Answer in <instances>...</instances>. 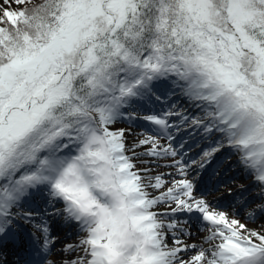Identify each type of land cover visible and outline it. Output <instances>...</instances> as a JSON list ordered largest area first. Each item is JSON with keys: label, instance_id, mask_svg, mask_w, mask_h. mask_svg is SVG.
<instances>
[{"label": "snow or ice", "instance_id": "1", "mask_svg": "<svg viewBox=\"0 0 264 264\" xmlns=\"http://www.w3.org/2000/svg\"><path fill=\"white\" fill-rule=\"evenodd\" d=\"M0 264H264V0H2Z\"/></svg>", "mask_w": 264, "mask_h": 264}, {"label": "rangeland", "instance_id": "2", "mask_svg": "<svg viewBox=\"0 0 264 264\" xmlns=\"http://www.w3.org/2000/svg\"><path fill=\"white\" fill-rule=\"evenodd\" d=\"M0 4H2V0H0ZM17 7H19V6L15 5V4L12 5V8H17ZM116 126L117 127H128V125H126V124H118ZM133 130L136 131V132L140 131L139 128H134ZM129 139L131 140V137ZM140 150L142 151V149H140ZM142 159H149V158L148 157H143ZM236 160H237V157L236 156H232L231 157V162L234 165H235ZM159 163L160 164H164L165 161L161 160V161H159ZM138 166L139 167H145V165H138ZM168 171H170V169L164 168V167H159V168H155L154 169V172L152 174L155 175L156 173H159V172H168ZM237 172H240V173L239 174H236ZM231 175H234L236 177L238 176V178L235 179V182L242 181L241 184L239 183V184L234 185V186H243V187H246V188L250 186V184H251V178L250 177L248 179H245L244 178L245 174L242 171V169L239 167V165H236L233 168V170L231 172ZM257 202H259V201H257ZM254 206L255 205L253 204L252 207H254ZM241 219H242V222H243V216L242 215H241ZM249 226L250 227H255L256 225H254L251 222H249ZM53 228H54V235H57V236L61 237L62 239H63L65 233L69 231V229L66 230L65 228H63V229L60 228L59 225L58 224H55V223L53 224ZM76 239L77 238L75 236V233L73 232V235H72L71 239L70 240H67L65 242L72 243V242H75ZM196 239H197L196 237H193V240H196ZM61 246L62 245L60 243H58L56 245V249H59ZM61 255H62L61 253H59L57 250L54 249L53 255L50 258L53 259V260H58Z\"/></svg>", "mask_w": 264, "mask_h": 264}, {"label": "bare ground", "instance_id": "3", "mask_svg": "<svg viewBox=\"0 0 264 264\" xmlns=\"http://www.w3.org/2000/svg\"><path fill=\"white\" fill-rule=\"evenodd\" d=\"M239 173H240V172H237L236 174H239ZM237 178H238V176H237ZM239 183L241 184L242 181H240V182H235V181H234V185H237V184H239ZM250 207H252V205H251Z\"/></svg>", "mask_w": 264, "mask_h": 264}]
</instances>
